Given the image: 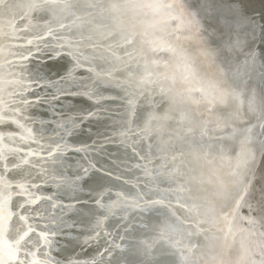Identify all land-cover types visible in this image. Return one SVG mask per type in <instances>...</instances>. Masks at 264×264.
<instances>
[{"label": "water", "instance_id": "water-1", "mask_svg": "<svg viewBox=\"0 0 264 264\" xmlns=\"http://www.w3.org/2000/svg\"><path fill=\"white\" fill-rule=\"evenodd\" d=\"M9 1L0 0V7H4ZM50 1L51 7L37 6L39 10L42 7L43 10H46L43 21L50 19V16H46L50 12L48 8H52L51 12L53 13L57 12L60 18L53 19V23L61 28L59 36L78 45L80 50L86 54L101 53L102 57L96 61L97 71L101 73L103 69L101 70L99 67L102 63H105L104 71L111 72L109 67L115 63L111 53L118 52L115 48H109V45L113 43L109 39L108 33L106 34L112 28V24L108 22L111 21L116 26L126 28L128 37H134L133 43L122 48V53L125 58H128L129 66L134 64V69L138 71L137 74H140L138 77L144 82V84L141 83L139 90L138 88L135 89L134 94H139L141 98L146 99L142 104H139L138 101L136 110L127 113L125 116L127 131L124 138L129 142H131L130 140L137 142L135 128L138 131L139 126H141V129L146 130V136L149 135V138L146 139L145 137V147L149 150V158L155 166L152 167V183L149 195L152 203L149 204V209L147 208L137 220L135 231H133L135 232L134 236H144L143 230L149 231L150 229L153 236L150 240L154 239L151 245L153 248L156 245L155 248L159 250L154 248V255L162 254L161 262L167 264H169L168 253L170 249H173L174 257L179 258L182 263L186 259L188 264H239L241 259L246 263L251 260L256 264V261L253 260L255 258L251 259V257L257 254V251L255 250L251 255L246 248L247 250H244L243 255L238 257L236 256V244L238 233L243 229V225L249 220V217L250 226L257 224L260 228L261 225L264 232V210L261 209L262 196H264V179L259 183L256 177L264 164L263 161H260V156L264 153V134H261L263 140L260 141L258 138L261 130L264 132V127L262 129L264 125V76L257 74V69L262 64L264 56L258 60L257 66L250 75L236 74L233 69L228 68L224 60L227 53L218 56L216 63L211 64L215 70L214 75L220 77L221 82L220 79L217 80L224 85L226 90L225 96L221 97L217 92L216 82L211 88H207L203 80L198 83L196 79L191 82L183 79L181 70L178 68L179 62L182 64L181 56L169 51L154 54L150 51V42L162 40L179 46L182 39L185 40V37H190L189 40H193L191 48H194L193 51L196 52L197 41L191 38L189 28L181 26L178 19H170L171 21L167 22L168 29L162 25L163 28L159 27L153 19L158 16L157 14L161 18H163L162 15L168 16L164 13L173 12L175 6L183 5L188 14L199 12L197 19L203 28L202 35L209 37L208 44L210 47L216 48L218 44L216 36H210L214 30L216 34L223 35L226 29L231 33L229 26L233 29L235 25L234 27L238 26L244 35L255 26L257 29H264V16L259 12L262 10L264 13V0H245V10L239 9L240 7L235 3V0L231 1V4L226 5L231 10V16H226V18L225 14L222 13V7L213 5L217 0ZM220 1L230 2V0ZM201 5H204L203 9ZM61 7L65 8L64 12L58 11ZM111 14L114 16L113 18ZM172 15L178 14L173 12ZM0 18H3L2 13H0ZM40 18H35V20L39 22V20L41 21ZM229 20L233 25L229 24ZM262 31L264 32V30ZM20 35L19 33L18 38L13 35L12 40L16 45L20 40L23 41ZM177 36L180 37L179 41L176 40ZM261 36H264V33ZM78 39L81 41H77ZM16 45L12 55L1 56L3 62L4 60L9 62L3 69L5 72L11 73L13 62L16 59L14 54L23 51ZM185 55L190 57L188 54ZM195 55L197 56L198 53L196 52ZM199 56L205 59L202 55ZM242 59L243 56L238 58L236 55L237 63ZM109 60L113 62L109 63ZM190 60L192 61L191 58ZM205 61L207 60L205 59ZM37 62L38 59H34L32 64L35 65ZM221 65L226 71H221ZM193 67L196 76L199 78V67L197 68L194 62ZM149 72L152 73L151 76H148ZM103 91L115 90L103 89ZM9 92L10 94H7L12 100L5 102L1 108L6 109L13 104L14 97L11 91ZM116 94L120 95L119 92ZM245 99H247L248 104H245ZM77 101L82 102L76 104L86 107L84 100ZM109 103L113 105L122 104L119 100ZM140 105L142 108L138 109ZM230 106H233L232 110ZM40 108H44V105H41ZM36 113L37 110L33 109V114ZM42 114L47 115L46 112ZM246 119L249 121L247 120L248 124L244 126L243 123ZM97 123L98 127L101 125L104 129L109 121H97ZM85 126L87 129V124L84 125V128ZM234 126L237 129L234 130ZM148 128L150 129L148 130ZM84 132L82 130V135ZM243 136L246 137L243 140L240 139ZM93 138L92 135L88 134V138L83 137L82 140L83 142H90ZM82 140L80 139V141ZM142 144L143 140L141 141ZM239 144L250 147V155L249 152L241 153L240 156H237L238 160L242 162L245 160L252 161L250 170L244 171L242 186L236 182L234 175L237 167L234 154L235 148ZM7 146L8 148L12 146L13 151L9 153L14 155L10 156L13 158L17 155V150L33 147L24 144L22 141L18 144L15 141L14 144L9 143ZM115 146L116 144H110L108 147L114 148ZM92 156L95 158L97 154L93 153ZM13 162L14 160H9L10 165ZM218 163L221 164L222 169H225V175L222 176L220 173V177L217 179H220L221 183H224L222 180L224 179L226 187L221 186V183H212L208 178V166L212 165L218 172ZM56 170L61 176L65 174L60 166H57ZM15 172L19 173L14 176L25 177V180L33 181V177H35V181L39 180L34 168L25 167L17 169L13 173ZM67 176H72L68 170ZM8 179L13 178L11 176ZM253 179L257 183L256 181L253 182ZM259 188L262 189L259 190ZM8 190L10 189L8 188ZM67 190L68 188L65 187L57 199H67L70 196H68ZM47 191H51V189ZM13 195L8 199L6 209L11 220L19 222L18 218H13L14 215L18 214L11 211L17 207L19 202V197ZM80 196L82 199L90 200L84 193H81ZM249 204L254 210H250ZM88 205H84V207L87 209ZM38 207L42 210H50L46 201H41ZM75 212L73 220L78 219V212ZM250 213L252 214L250 215ZM103 218L102 213L99 214L98 219L96 218L98 236H101L102 232L103 236L105 234V219L103 220ZM7 222L8 225L2 232V239L5 241V247L10 251L12 258L3 264H10V262L15 261L17 253L23 258L25 251L34 249L32 242L35 234L29 235L28 232L23 231V234L17 235L19 238L13 237L10 233L13 230L10 231L9 221L7 220ZM93 228L95 227L92 224L89 230ZM90 234L92 233L90 232ZM258 235L256 233L255 238H258ZM262 237L264 239V236ZM255 238L252 237L251 249L253 250L255 246L261 248L258 255L262 261L259 263L264 264V244L259 245L257 243L256 245ZM76 249L78 248L76 247ZM90 249L94 253V258H98L99 264H101V259L105 256L103 252L104 243L101 241L98 248L90 246ZM69 260L74 261L73 256Z\"/></svg>", "mask_w": 264, "mask_h": 264}, {"label": "snow or ice", "instance_id": "snow-or-ice-1", "mask_svg": "<svg viewBox=\"0 0 264 264\" xmlns=\"http://www.w3.org/2000/svg\"><path fill=\"white\" fill-rule=\"evenodd\" d=\"M201 8L203 9L204 5H201ZM173 12L178 15H173L172 18L178 19L181 26L189 28L191 38L197 41L200 55L208 62L216 63L218 56L227 53L224 57L225 64L233 69L234 73L250 75L255 69L261 53L256 48H248V34L241 36L238 26L231 33L227 29L223 35L216 34L215 30L210 33V36L215 35L218 41L216 48H212L208 44L209 37L202 35L203 28L197 19L198 11L188 14L183 5H177ZM33 27L36 38H29L23 44L16 45L23 51L14 54L16 59L10 73L13 104L6 109L0 108V144H14L19 140L33 147L18 150L14 158L0 154V172L3 173V179H8L17 169H36L38 181L33 177L35 182H10L8 188L19 197L17 207L11 210L18 214L13 218L19 219L22 231L28 232L29 235L34 233L41 239L36 249L25 251L23 258L17 253V259L10 264H66V261L53 255L54 252L60 251V248L56 247L59 244L57 237L60 235L56 230L57 225L63 223L64 216L73 211L86 217L95 216L97 219L103 212L105 197L111 191L103 178L111 176L112 172L108 165L97 167V161L92 154L103 155L108 145L123 142L127 122L117 118L126 115L135 102V94L130 93L127 82L115 74L116 71H123V68L117 67L114 71L105 73L97 71L96 61L102 54H86L78 45L57 35L51 20L43 24L37 23ZM179 39L177 36L176 40ZM133 41L134 37H121L114 44H110L109 48L125 47ZM150 51L154 54L169 51L181 56L182 65H178V68L182 69L183 79L191 82L196 78L193 62L178 44L154 40L150 42ZM237 53L243 56L239 63L236 62ZM111 56L116 64H126L124 58L116 52H112ZM34 59H38L35 65L32 64ZM50 64H57L59 67L51 68ZM261 66L264 67V63ZM220 68L222 72L226 71L223 65ZM151 75L149 72L148 76ZM103 89L115 91L105 92ZM117 92L122 94L117 95ZM77 100L87 101L92 107L78 105L75 103ZM116 100L122 101V104L109 103ZM41 105H44V108H40ZM33 109L37 110L36 114H33ZM44 112L47 115H43ZM104 120L109 123L96 133L91 131V127L84 128L90 121ZM82 130L94 138L90 142H73L69 139L78 137ZM69 153L79 156L69 157ZM9 160L14 162L10 165ZM68 160H74L75 163L70 164ZM120 163L122 162L110 158V164L119 166ZM251 163V160H245L236 167L234 175L236 182L241 186L244 171L250 170ZM57 166L63 168V176L57 173ZM68 168L72 170V177L67 176ZM65 187L71 189L70 196L65 200L57 199ZM48 189L51 191H47ZM2 190L3 185H0V191ZM81 193L86 194L90 200L82 199ZM41 201L48 202L50 210L40 209L38 206ZM90 202V209L77 207L88 205ZM249 208L254 210L251 204ZM57 209L61 211L57 213ZM261 209L264 210V196ZM6 218L5 210L0 205V227ZM89 231L92 235L80 238L84 245H89L91 240L98 238V229ZM40 248L44 249L43 253L39 251ZM0 264H3L2 260Z\"/></svg>", "mask_w": 264, "mask_h": 264}, {"label": "bare ground", "instance_id": "bare-ground-1", "mask_svg": "<svg viewBox=\"0 0 264 264\" xmlns=\"http://www.w3.org/2000/svg\"><path fill=\"white\" fill-rule=\"evenodd\" d=\"M228 1L227 3L221 2L220 0H217L213 3L214 6H219V8L222 7V13L225 14V18L231 16V10L226 5L231 4ZM11 2V3H10ZM51 1L50 0H10L4 7H0V13H2V17L0 18V108L3 106L5 102H9L12 99L9 97L7 93L10 94L9 91H13L12 87L10 86V73L5 72L3 69L6 65H8L9 62H6L7 60H4L1 56L6 54H13L15 43L12 40L13 35L15 38H18L19 33L20 38H22L23 41L20 40L18 44H23L27 39L33 38L35 39V28L33 25L40 23L43 24L44 17L46 10H43L42 8L39 10V6H47L51 7ZM213 2V1H212ZM245 0H235V3L239 5V9L245 10ZM94 3V1H93ZM234 3V2H233ZM7 7V8H6ZM9 7V8H8ZM50 11V16L48 20L52 21V24L54 28H57L56 33L59 35L61 32V28L58 27L57 24L53 23V19L60 18V15L55 12H51L52 8H48ZM58 11L64 12L65 8L58 9ZM262 16H264L262 13L263 11H259ZM172 11H169V13H164L168 16H163L161 18L159 14L154 19L156 21L157 25L159 27H166V29L169 28L168 21L172 19ZM212 13V11H211ZM38 15V16H36ZM112 15V14H111ZM40 18L41 21L37 22L35 18ZM114 16L112 15V18ZM28 18V20H27ZM31 18V20H30ZM33 18V19H32ZM52 18V19H51ZM235 18V17H234ZM152 19V20H153ZM104 20V19H103ZM228 20V19H226ZM31 21V23H29ZM108 21V20H107ZM171 21V20H170ZM96 23L98 24V21L96 20ZM109 24H112L111 31H107L110 41L114 44V42L121 39V37H128V31L126 28L122 26H116L111 21L108 22ZM104 24V23H103ZM229 24L233 25L230 20ZM162 25V26H161ZM100 26V25H99ZM105 26V25H104ZM146 28V23H145ZM235 26V25H234ZM233 29L229 26L230 32H233L236 30L237 27H234ZM162 27V28H163ZM27 28V31H24V29ZM98 28V27H95ZM262 30L264 29H257V27H253L251 31L246 32L248 34L247 39L248 42V48H256L261 54L259 56V60L264 56V36H261L262 33H264ZM106 31V30H105ZM240 31V30H239ZM96 34V32H94ZM77 34V33H76ZM80 34V33H79ZM100 35L102 33H99ZM241 36H243L242 32L240 31ZM61 35V34H60ZM97 35V34H96ZM63 38V37H62ZM190 37H185V40L182 39V42L179 44V46L182 48L184 54H188L192 59V62L195 63L198 69L199 78L196 76V80L198 83L201 82V80L206 83L207 88H211L214 82L217 83V92L220 94V96H225V87L222 85L221 79L218 75H214V69L213 64L208 63V61H205L200 55V52L198 50V47H195V51L198 53L196 56V52L193 51L194 48H191L192 41L189 40ZM68 40V39H67ZM66 40V41H67ZM77 41H81V39H78ZM85 43V42H84ZM122 48H115L118 52L117 54L124 58L126 61V64H114L110 66L111 72L114 71L117 67L123 68V71H116V75L122 79H124L127 82V87L130 93H135V89L141 86V83L144 84L143 81H141V78L138 77L140 74H137L138 71L134 69V64H131L129 66L128 58H125V55L122 53ZM20 50H23L20 48ZM238 58H240L242 55L240 53L236 54ZM264 63V59L262 61ZM179 65H182L181 62H179ZM51 68H58L59 65L57 64H51L49 65ZM105 63H102L100 65V69L103 72L104 71ZM99 69V70H100ZM181 72L182 69L180 68ZM217 74V73H216ZM257 74L260 76H264V67L261 65L257 69ZM258 75V76H259ZM220 79V82L218 80ZM207 90V89H206ZM122 93H120L121 95ZM237 96V95H236ZM14 99V98H13ZM146 98H141L139 94H135L134 100L135 102L130 106L127 113H130L131 111H135L136 109V103L139 101V104L144 103ZM5 100V101H3ZM245 104H248L247 99H245ZM120 101V100H119ZM81 103L79 101H75V103ZM86 107L89 108V104L87 101ZM122 103V101H120ZM120 105V104H118ZM142 108V106H138V109ZM231 110L233 109V106H230ZM249 108V107H248ZM75 110V109H71ZM126 113V115H127ZM125 115V116H126ZM125 116L117 119H124ZM252 120L251 118H249ZM244 120V126L247 125V120ZM105 123V122H104ZM97 121H90L89 124H87V128L91 127V131L95 133L102 130L103 128L101 125L98 127ZM139 130L137 131L135 128L136 136H137V142L135 140H126V138L123 137L122 143H117L116 146L108 147L107 146L106 152L103 155H97L95 156V160L97 161V167H100L102 165H108V167L111 169L112 175L108 177H104V181L110 186L111 191L106 196V202L105 207L103 209L102 215L105 227V234L103 236V232L101 236H98L97 239H93L90 241L89 245H84L81 243V239L86 235H92L90 234L89 228L90 226H93L95 228H98L97 219L95 216H84L82 213L78 212L77 220H73V214L76 212H70L68 215L64 216V222L59 223L57 225V231L60 232V235L57 237V240L59 241V244L56 245V247L60 248V251L54 252L53 255L58 257L59 260L66 261V264H99V259L94 258V253L91 251L90 246H95V248H98L100 245V242L102 241L104 243V250L105 256L103 259H101V264H167L166 262H161L163 259L161 256L162 254H158L157 256L154 255L155 249L159 251L157 248L152 247L151 243L154 241L150 240L152 236V232L146 229L143 230L144 236H134L135 232V225L137 220L139 219L140 215L149 209V204L152 203L150 200V192H151V183H152V167L154 166V163L149 158V150L145 147V137L146 139L149 138V135L146 136V130L141 129V126H139ZM235 127V126H234ZM264 125L262 126L263 129ZM86 129V126H85ZM150 128H148L149 130ZM237 129L236 127L234 130ZM259 133V132H258ZM264 134V132L261 130L259 133V139H261V134ZM81 135L78 137H70L69 139L73 142H81L83 137L88 138L87 131H85L82 135V131L80 132ZM241 136V135H240ZM246 136L241 137L240 139H244ZM143 140V144L141 145V141ZM19 140L16 141V144H18ZM83 142V140H82ZM9 143L6 142L4 144H0V154L3 156H14L13 154H10L9 152L13 151L12 146L8 148ZM22 145V144H21ZM20 145V147H21ZM141 146V147H140ZM235 156L237 160V165L241 164L242 161L238 160L237 156L241 153L245 154L246 152H249L250 155V147H247L246 145L242 146L239 144L237 148H235ZM18 152V150H17ZM115 154L112 156L111 154ZM71 156H79V154L76 153H69V157ZM110 158L115 159L118 161H121L122 163L119 164V166H113L110 164ZM234 158V157H233ZM260 161H263L264 163V153L260 156ZM68 163L72 164L75 163L74 160H68ZM152 163V164H150ZM211 165V164H210ZM236 165V166H237ZM218 172L216 171L215 167L208 166L207 172H208V178L212 183H221L220 179H217V177H220V173L222 176L225 175L224 170L221 168V164H217ZM68 172L73 175L71 168L67 169ZM19 172H15L12 174L13 179H3L2 172L0 174V185H3V190L0 191V205L3 206L6 214V220L2 227H0V260L5 263L9 259L12 258L10 251L7 247H5V241L2 239V232L5 231V226L7 227V220L9 221L10 225V231L11 235L13 237H18L17 235L23 234V231L21 230L22 226L19 222H16L15 220H11V218L8 215V210L6 209V205L8 203V199L11 197V195L16 193L13 190H8L7 184L10 182H22L25 180V177H17L14 175H17ZM115 173V176H114ZM2 175V176H1ZM221 176V177H222ZM72 177V176H71ZM257 181L259 183L262 182L264 179V164L261 169L258 171ZM19 178V179H18ZM222 179V178H221ZM256 179V178H255ZM253 179V182L256 180ZM224 183H221V186L226 187V182L224 179H222ZM256 181V183H257ZM256 185V184H255ZM262 187V186H261ZM68 188V187H67ZM262 188H259L261 190ZM68 196L71 194V189L68 188L66 191ZM14 196V195H13ZM78 208H85L84 205H79ZM91 208V204L87 206V209ZM86 209V208H85ZM61 210L57 209V213H59ZM249 213V212H248ZM252 213H250L251 215ZM249 216V214H248ZM9 218V219H8ZM122 218V219H119ZM260 218V216H259ZM52 219H57V217H54ZM262 219V216H261ZM12 221V222H10ZM7 222V223H6ZM6 224V225H5ZM69 224L71 225L69 227ZM263 224V223H262ZM245 225V226H244ZM243 225V229L239 231V236L237 238V252L236 256H242L244 250L247 248L251 255H253L254 251L256 250L257 254L253 255L252 258H255L253 260L256 261V264H258L260 261V249L261 248H255L252 250L250 243L252 242V237L255 238L256 233H258V238L256 239V245L259 243V245L264 244V239L262 236H264L263 228L260 225V228L257 226V224L250 226V217L247 222H245ZM264 225V224H263ZM62 230V231H61ZM261 230V231H260ZM256 232V233H255ZM261 235V236H260ZM19 238V237H18ZM101 238V240H100ZM40 239L36 235H34L33 240V248L36 249L40 243ZM83 245V246H82ZM36 246V247H35ZM245 246V247H244ZM76 247L78 249H76ZM233 249V248H232ZM246 249V250H247ZM39 251L43 253V249L40 248ZM176 251V250H175ZM252 252V253H251ZM75 253V254H74ZM80 254V255H78ZM99 254V253H98ZM238 254V255H237ZM35 253L33 252V256ZM175 252H173V249L169 250L168 257H169V264H188L186 259H184L183 263L180 262L179 258L174 257ZM250 255V256H251ZM73 256V260H69V258ZM262 257V256H261ZM249 258V257H248ZM157 259V261H156ZM246 263L244 260H239V264H253L251 260L247 261ZM190 264V263H189ZM228 264V263H227ZM255 264V263H254ZM260 264V263H259Z\"/></svg>", "mask_w": 264, "mask_h": 264}]
</instances>
